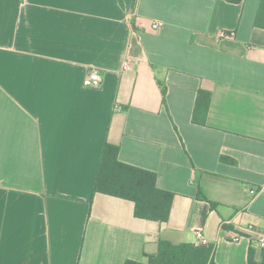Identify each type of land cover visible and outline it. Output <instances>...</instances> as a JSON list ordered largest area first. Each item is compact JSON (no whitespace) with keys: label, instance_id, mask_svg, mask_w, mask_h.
Segmentation results:
<instances>
[{"label":"crops","instance_id":"crops-1","mask_svg":"<svg viewBox=\"0 0 264 264\" xmlns=\"http://www.w3.org/2000/svg\"><path fill=\"white\" fill-rule=\"evenodd\" d=\"M260 3L0 0V264H146L199 231L215 264L261 262ZM105 144L174 194L167 222L94 194Z\"/></svg>","mask_w":264,"mask_h":264},{"label":"trees","instance_id":"trees-1","mask_svg":"<svg viewBox=\"0 0 264 264\" xmlns=\"http://www.w3.org/2000/svg\"><path fill=\"white\" fill-rule=\"evenodd\" d=\"M256 21L258 26L264 27V0H261ZM118 151L117 146L104 145L94 183V194L100 193L132 202L134 216L138 219L167 222L174 194L157 188L154 173L119 162ZM199 198L204 200L200 194ZM210 205L214 207L213 203ZM213 255L214 246L209 243L172 245L159 241L157 254L146 264H215ZM123 264L143 263L127 260ZM247 264H264V249L260 263L254 260V252L250 249Z\"/></svg>","mask_w":264,"mask_h":264},{"label":"built area","instance_id":"built-area-1","mask_svg":"<svg viewBox=\"0 0 264 264\" xmlns=\"http://www.w3.org/2000/svg\"><path fill=\"white\" fill-rule=\"evenodd\" d=\"M160 27V24L158 23H153L152 24V29L153 30H157ZM221 36H227L225 35V33H221ZM84 85L85 87L89 88V89H98L101 86V74L99 71L95 70V69H91L88 74L87 77L84 81ZM253 228L251 226L247 227V231H252ZM196 238L198 240V244H203L202 240H203V235L202 233L196 232ZM241 237L240 236H234L232 238V241L237 242L239 241ZM251 242L256 244L259 248L264 249V233H259L256 237H254L253 239H251Z\"/></svg>","mask_w":264,"mask_h":264}]
</instances>
